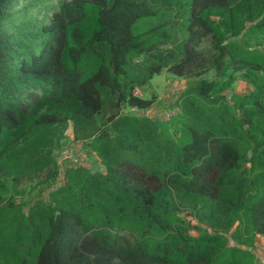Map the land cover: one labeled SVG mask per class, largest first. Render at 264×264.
Returning a JSON list of instances; mask_svg holds the SVG:
<instances>
[{
  "label": "trees",
  "instance_id": "1",
  "mask_svg": "<svg viewBox=\"0 0 264 264\" xmlns=\"http://www.w3.org/2000/svg\"><path fill=\"white\" fill-rule=\"evenodd\" d=\"M17 1L0 0V264L263 260L264 52L248 41L264 35V0H189L175 12V0H53L41 21ZM199 35L211 36L219 80L184 93L175 120L121 113L151 107L134 93L163 70L189 72ZM165 44L174 49L155 51ZM234 72L247 93L232 91ZM58 125L103 172L63 170L49 201L23 213L3 174L46 167L45 128Z\"/></svg>",
  "mask_w": 264,
  "mask_h": 264
},
{
  "label": "rangeland",
  "instance_id": "2",
  "mask_svg": "<svg viewBox=\"0 0 264 264\" xmlns=\"http://www.w3.org/2000/svg\"><path fill=\"white\" fill-rule=\"evenodd\" d=\"M185 1L189 0H175L173 4L178 2L179 5L177 9L171 6L172 10L174 12L176 10L185 11L186 6L182 5ZM29 3H31V0H18L14 5V10L21 11L27 7L38 21L49 18L52 7L55 5L53 0L39 4ZM174 18L173 20L175 21L181 20L179 16ZM150 27L152 26L148 25L146 28ZM177 37L179 41L182 39L179 32ZM211 41L210 35H199L191 44L196 54V62L184 76H176L167 70H163L159 75H155L147 86L135 90L140 98L152 100L153 103L147 111L141 112L130 109L127 106H121V113L134 116L145 114L149 117L157 118L160 116L162 118L161 122L169 121L171 118L173 120L177 119L182 111L181 97L184 93L194 89L199 81L211 82L219 80L210 66V58L214 54ZM254 44H257V47L264 52V35L253 37L248 41V45L253 46ZM155 49V51L167 52L173 50L174 46L165 44L159 45ZM139 61L140 59L134 60L136 69L141 67V62L138 63ZM234 76L235 81L231 85L232 91L238 94L247 93L250 86L246 85L242 80V72H234ZM236 81L237 83L235 84ZM210 101L211 99L208 100V102ZM157 120L160 121L159 119ZM71 131V126H68L67 130H63L59 125L45 128L47 134L46 147L38 157L43 159V157L48 156L50 158L51 161L48 162L46 167L39 168L34 166L28 175L18 179V181L11 179L14 175L13 170L12 173L10 171V177L3 174V179L9 190L8 197L17 203L21 212H26L36 202H48L49 193L65 181L63 176V170L65 169L80 166L87 168L89 171L103 172V167L97 158L89 152L84 143L73 138ZM66 159H69L70 165H64L63 161ZM4 200L0 202V208L5 205ZM256 248L264 255V240L261 237L257 240ZM257 264H264V260L258 261Z\"/></svg>",
  "mask_w": 264,
  "mask_h": 264
},
{
  "label": "built area",
  "instance_id": "3",
  "mask_svg": "<svg viewBox=\"0 0 264 264\" xmlns=\"http://www.w3.org/2000/svg\"><path fill=\"white\" fill-rule=\"evenodd\" d=\"M135 95H137V93L135 92L134 93ZM165 112V111H164ZM157 116V115H156ZM149 117V116H148ZM150 118H152V119H155V120H157V119H159L160 121L162 120V118L159 116L158 118L157 117H150ZM168 121V120H167ZM164 122H166V121H164ZM64 162V165L65 164H68V165H70L71 164V162L69 161V159H66V160H64L63 161Z\"/></svg>",
  "mask_w": 264,
  "mask_h": 264
},
{
  "label": "crops",
  "instance_id": "4",
  "mask_svg": "<svg viewBox=\"0 0 264 264\" xmlns=\"http://www.w3.org/2000/svg\"><path fill=\"white\" fill-rule=\"evenodd\" d=\"M237 83V81L235 82V84ZM264 260V259H263Z\"/></svg>",
  "mask_w": 264,
  "mask_h": 264
}]
</instances>
